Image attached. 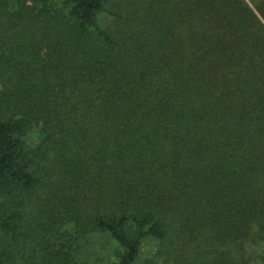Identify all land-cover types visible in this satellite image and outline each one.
I'll return each mask as SVG.
<instances>
[{"label":"trees","instance_id":"obj_1","mask_svg":"<svg viewBox=\"0 0 264 264\" xmlns=\"http://www.w3.org/2000/svg\"><path fill=\"white\" fill-rule=\"evenodd\" d=\"M99 237L113 264L264 246V0H0V264Z\"/></svg>","mask_w":264,"mask_h":264},{"label":"rangeland","instance_id":"obj_2","mask_svg":"<svg viewBox=\"0 0 264 264\" xmlns=\"http://www.w3.org/2000/svg\"><path fill=\"white\" fill-rule=\"evenodd\" d=\"M95 240V243L91 246L89 245L87 253L83 258L85 264H113L115 260V252L114 247L112 245H108L106 240L102 237ZM154 246L153 245H144L141 251V256L139 259V264H144L143 262L152 258L154 254ZM264 254V246L253 247L248 245L245 248L242 264H260L257 259H255V254ZM151 264H162L160 262H155ZM172 264V263H166Z\"/></svg>","mask_w":264,"mask_h":264}]
</instances>
